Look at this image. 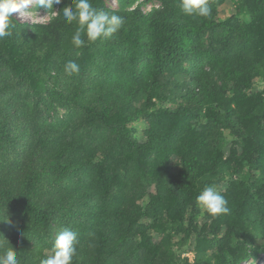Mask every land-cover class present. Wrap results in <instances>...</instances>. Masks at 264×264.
Returning a JSON list of instances; mask_svg holds the SVG:
<instances>
[{
    "label": "trees",
    "instance_id": "1",
    "mask_svg": "<svg viewBox=\"0 0 264 264\" xmlns=\"http://www.w3.org/2000/svg\"><path fill=\"white\" fill-rule=\"evenodd\" d=\"M156 1L91 0L125 23L81 48L63 17L73 0L46 20L13 14L0 39V256L40 264L64 228L78 236L72 264L264 254V0H208V17ZM212 183L228 214L197 204Z\"/></svg>",
    "mask_w": 264,
    "mask_h": 264
},
{
    "label": "clouds",
    "instance_id": "2",
    "mask_svg": "<svg viewBox=\"0 0 264 264\" xmlns=\"http://www.w3.org/2000/svg\"><path fill=\"white\" fill-rule=\"evenodd\" d=\"M61 3L62 0H0V39L11 35V29L15 27L14 13H24L30 20L34 17H46L49 13H57L55 6ZM40 9L44 10V15L39 14ZM181 9L189 16L208 17L211 14L208 0H181ZM62 11L66 23L75 22L77 25L71 37V43L76 48L83 47L86 42L111 38L125 23L124 17L98 10L91 0H73ZM79 71L80 66L75 61L69 60L65 64L68 75ZM197 204L212 216L228 214L230 211L227 199L215 183L203 188L197 196ZM78 243L77 233L70 228H64L56 234L51 254L42 259L40 264H72ZM0 264H20L17 252L12 247L8 248L0 256Z\"/></svg>",
    "mask_w": 264,
    "mask_h": 264
},
{
    "label": "rangeland",
    "instance_id": "3",
    "mask_svg": "<svg viewBox=\"0 0 264 264\" xmlns=\"http://www.w3.org/2000/svg\"><path fill=\"white\" fill-rule=\"evenodd\" d=\"M153 1L154 2H157L156 0H153ZM108 3L111 4V5H113V6H117L118 0H108ZM15 14H17L21 19H25V20L28 19V20H30L29 17L27 15H25L24 13H20V14L15 13ZM39 14L40 15H44L45 14L44 13V10L43 9H40L39 10ZM49 16H50V13L46 17H39V18L34 17L31 20H46V19H48ZM57 110L60 113H63L64 112V109H62L60 107H57ZM189 255H190V257L192 256V254H189ZM242 264H264V254H260L256 259H250L248 261L243 262Z\"/></svg>",
    "mask_w": 264,
    "mask_h": 264
}]
</instances>
